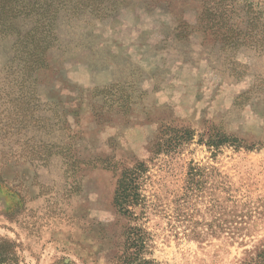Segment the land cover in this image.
I'll return each instance as SVG.
<instances>
[{"label":"rangeland","instance_id":"374dc122","mask_svg":"<svg viewBox=\"0 0 264 264\" xmlns=\"http://www.w3.org/2000/svg\"><path fill=\"white\" fill-rule=\"evenodd\" d=\"M1 9L9 264H122L129 225L159 264H264V54L222 53L198 33L182 43L161 9L61 13L48 35L39 16ZM140 163L129 221L114 193Z\"/></svg>","mask_w":264,"mask_h":264},{"label":"trees","instance_id":"16d2710c","mask_svg":"<svg viewBox=\"0 0 264 264\" xmlns=\"http://www.w3.org/2000/svg\"><path fill=\"white\" fill-rule=\"evenodd\" d=\"M0 6L1 10H25V17L36 19L39 16L36 19L38 26L41 33L46 35L52 31L53 18L61 13L86 15L100 20L124 6L148 11L161 9L172 15L178 23L174 35L182 43L198 33L204 44L219 48L222 53H237L247 49L259 55L264 54V0H0ZM186 14L193 15L192 24L188 22ZM226 140L220 141L221 144ZM144 169V164L140 163L122 174L114 193V206L129 221H137L135 208L144 202L141 194ZM146 235L139 226H128L125 240L120 244L122 254L119 260L122 264H159L144 258L148 241ZM12 258L10 244L1 241L0 264H9Z\"/></svg>","mask_w":264,"mask_h":264}]
</instances>
